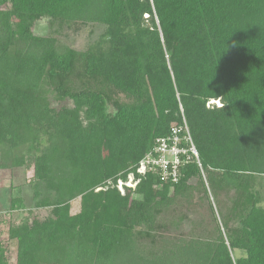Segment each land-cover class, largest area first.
I'll use <instances>...</instances> for the list:
<instances>
[{
  "label": "trees",
  "instance_id": "1",
  "mask_svg": "<svg viewBox=\"0 0 264 264\" xmlns=\"http://www.w3.org/2000/svg\"><path fill=\"white\" fill-rule=\"evenodd\" d=\"M44 17L101 31L79 50ZM184 124L200 166L137 174ZM30 160L51 217L13 264H264V0H0V167Z\"/></svg>",
  "mask_w": 264,
  "mask_h": 264
},
{
  "label": "rangeland",
  "instance_id": "2",
  "mask_svg": "<svg viewBox=\"0 0 264 264\" xmlns=\"http://www.w3.org/2000/svg\"><path fill=\"white\" fill-rule=\"evenodd\" d=\"M32 31L35 35L53 36L60 45L81 50L95 40L101 30L95 24L82 22L59 27L57 23L50 24V20L44 17L34 22ZM49 98L54 108L70 105L68 100H54L52 95H49ZM111 110L112 108L109 107V111ZM35 180L34 164L31 160L21 166L0 167V252L5 264H13L17 259L18 241L13 231L21 224L44 221L51 217V206L36 207L34 205L32 188H34ZM129 183L123 186L120 183L119 188H116L122 194L121 191H125L124 186L133 188L134 183ZM191 184H196V181L192 180ZM258 190L261 199L260 205L264 207V179ZM14 199L21 200L22 206L14 207L12 203ZM210 199L213 202V198L210 197ZM221 199L224 200V207L229 205L226 201L227 198L222 197ZM79 209L80 199L76 197L70 201V212L74 214ZM233 256H241V253L236 252Z\"/></svg>",
  "mask_w": 264,
  "mask_h": 264
},
{
  "label": "built area",
  "instance_id": "3",
  "mask_svg": "<svg viewBox=\"0 0 264 264\" xmlns=\"http://www.w3.org/2000/svg\"><path fill=\"white\" fill-rule=\"evenodd\" d=\"M215 104L221 106L219 100H210L208 106ZM154 147L149 151L139 162L136 167V173L144 175L146 172H155L160 175L163 180L176 182L180 176V168L190 162H196L200 166L197 149L192 141L187 126H173L171 134L164 138H159L155 141ZM133 182V188L138 182L134 178L133 173L128 175L127 181L118 180L119 184L127 185ZM130 184V183H129ZM132 187V186H129ZM122 194L124 191H121Z\"/></svg>",
  "mask_w": 264,
  "mask_h": 264
},
{
  "label": "clouds",
  "instance_id": "4",
  "mask_svg": "<svg viewBox=\"0 0 264 264\" xmlns=\"http://www.w3.org/2000/svg\"><path fill=\"white\" fill-rule=\"evenodd\" d=\"M232 46H235V42H233V45Z\"/></svg>",
  "mask_w": 264,
  "mask_h": 264
}]
</instances>
